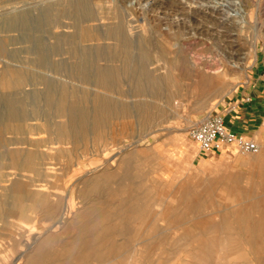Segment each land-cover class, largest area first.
<instances>
[{
    "label": "rangeland",
    "instance_id": "1",
    "mask_svg": "<svg viewBox=\"0 0 264 264\" xmlns=\"http://www.w3.org/2000/svg\"><path fill=\"white\" fill-rule=\"evenodd\" d=\"M5 1L8 0H0V6ZM12 1H19L22 8L24 5L29 15L27 26L21 24L11 32L0 20L2 123L6 125L1 79L5 73L12 76L7 65L21 79L13 81L11 94L25 97L27 104L37 101L43 110L45 94L61 87L111 99L119 108L140 100L149 102L135 98L129 82L112 90L72 77L73 62L81 60L68 53V39L74 29L59 27L71 24V20L58 15L60 6L46 9L48 4L61 0ZM122 1L117 0L108 9L92 6V10L97 16L102 12L119 13L121 20L132 22L128 35L137 45L152 39L165 52L164 60H159V53H151L147 70L153 76L178 77L175 86L164 87L177 98L156 101L164 111L163 117L147 119L135 115L128 119L113 115L101 130H92L80 142L75 137L47 131L46 121L34 119V115L25 123L23 132L3 130L0 152L4 150L7 157L0 163V211H5L1 198L14 180L27 183L32 196L23 202L21 214L0 216V264H264V129L262 137L255 138L260 147L258 153L235 150L224 159L210 156L194 161L198 151L189 137L191 127L205 115L217 113L235 89L252 77L256 67L264 75V0ZM137 2L142 6L138 9L140 15L135 10L139 8ZM147 2L151 4L149 10L145 8ZM212 8L222 11L213 13ZM46 11L54 18V24L46 22ZM117 22L102 19L87 23L84 27L92 28L94 36L88 41H76L79 47L93 49L95 53L90 54L95 67L120 68L124 63L122 57L111 53L115 42L104 38ZM56 43L59 50L53 48ZM41 44L49 52L44 68L33 61ZM177 54L185 60L186 71L174 64ZM135 56L138 58L139 53ZM60 62L68 69L59 70L56 65ZM37 75L54 84L41 83L34 78ZM53 121L62 123L65 118L54 116ZM14 154L42 158L37 163L33 159L34 163L21 171L12 165L10 157ZM130 155L143 171L134 179L137 191L132 193L149 194L153 200L151 212L145 219L127 221L125 228L131 230V235L126 239L123 235L111 239L117 245L124 243L121 251L104 258H88L85 247L75 241L83 236V228L88 229L95 220L79 215L91 197L87 185L110 176ZM35 164L40 166L41 176L37 175ZM117 178L110 179V184L100 190L99 199L108 200L117 190L121 181ZM185 190L188 201L182 202L181 192ZM126 195L121 193L122 198ZM155 199L160 202L153 204ZM67 200L73 208L64 212ZM12 209L18 211L16 205ZM88 245L95 247L92 241Z\"/></svg>",
    "mask_w": 264,
    "mask_h": 264
},
{
    "label": "bare ground",
    "instance_id": "2",
    "mask_svg": "<svg viewBox=\"0 0 264 264\" xmlns=\"http://www.w3.org/2000/svg\"><path fill=\"white\" fill-rule=\"evenodd\" d=\"M18 2L13 3L12 0H8L5 1L6 4L0 6V20L4 24L5 30H9L10 32L12 30H15L16 27H18L21 24L22 25L24 24L25 26L28 25L27 23H28L29 11L24 10V5L23 8L22 6L20 7L18 5ZM116 2L117 0H61L56 3L48 4L46 6V9L50 10L55 5L60 6L61 9L59 10L58 15L62 16L64 19L71 20V24H60L59 27L74 29V32L70 35L68 39V45H69L68 53H70L74 58L81 60H76L73 62V68L72 70H70L73 78L81 80L87 84H94L98 87L104 89H112V90H115L116 89L115 87H120L121 85H128L130 83L131 86L133 87L132 89L134 90L133 96L135 98L142 100L143 98H146L149 100V102L146 101L142 102L140 100L136 104H133L135 106L131 104H125L124 106L122 105L123 106L122 108L119 105L120 106L119 108L116 107L118 103L115 105L114 103L116 102L113 103V101H110L111 99L108 100L100 96H95L90 92H86V91L61 87L58 91L49 90L45 94L43 100L46 108L45 110H43L39 107L37 101L34 104L31 103L27 104L25 102V97H20L18 95L11 94L10 89L13 81L19 82L21 81V79L18 72L11 66L7 65L6 69L10 71L12 76H8L5 73L3 74L1 79L5 91L4 95L1 98L4 100L3 102H5V106H6L5 111L3 112L6 125L0 121V136L3 130L10 128H11L10 130L14 132H23V130L25 129V123L28 120L33 119L32 118L33 115H34V119H42L46 121L47 131H52L54 133H58L63 136L75 137L76 142H80L87 139L88 136L91 135L92 130L95 131L101 130V128L104 127L106 120H108L113 115H118V114L125 115V117H127L128 119L135 117V115L147 117V119H151V118L157 119L164 116V111L157 106L156 101L160 99H165L167 101H174L177 98L176 94L171 91L166 92L164 90V87L165 84L170 87L175 86L179 78L171 74L165 75L163 77L153 76L150 73V71L147 70V63L151 59V53H157V54L159 53L160 55L159 60H164L165 52L162 51L160 48H157L156 44L152 41V39H146L140 42L139 45H137L138 43L128 35L129 31L132 30L131 21L125 22V20H121L119 13L114 14L112 12H108V13L102 12L100 16H97L94 14L92 10V6H100L102 9H108L110 6L112 7L113 4H115ZM137 5H139V8L135 9L136 14L140 15L139 10L141 9L140 7H142L141 2H139ZM150 5H151L150 2L149 3L147 2L145 4L146 6L145 8L149 10ZM142 11L144 12V10ZM221 11L222 10L217 11L213 9L211 12L213 13L218 12L220 14ZM46 15H47L45 19L46 22L48 20L52 22V24H54L55 21L54 18L50 17L48 12L46 13ZM102 19L118 20L116 24L109 27L106 34H104V38L115 42L113 44L111 53H114L116 57L123 58L122 60L124 63L123 62H122L123 64L121 63L122 65L120 66V68H111V67L108 68L109 66L95 67L94 63L96 62L92 60L90 54V53H95L93 49L88 46L79 47L76 44V41L78 40H84V39L86 41L91 40L95 32L94 30H92V28L90 29L84 26L87 23H91V22L96 23L99 22L100 20L102 21ZM171 27L172 26H170V28ZM166 34L167 33H165L164 35L167 36L168 34L167 35ZM191 34L193 33L191 32ZM171 35H173V32ZM221 36L223 37V35ZM172 39L173 37H171V40ZM170 42L172 43V41ZM146 43L149 44L146 46L145 45ZM148 46L151 48H148ZM53 48L59 50L60 46L58 45V43H56ZM48 53L49 52L46 49L45 45L41 44L40 47L38 48V53H36V58L35 60H33L35 62L34 64L39 65L40 67L43 68L46 67L48 64L47 62ZM135 53H139L138 58H136ZM178 54L174 59V64L180 67L182 71H186L187 64L185 60L181 59L178 56ZM112 56L115 57L114 55ZM62 65H63L62 62H60L56 65V67L59 70L67 68L66 67L67 65L66 66L63 65V67L65 66V68H62ZM71 65L70 67H72ZM34 78L40 79L41 83L47 85L54 84L53 82H51L50 80H48L43 76L37 75ZM118 90L119 89L117 88V91ZM126 92H121V94L126 96V94H128ZM129 94H131V92ZM128 96L133 97L132 95H128ZM117 108H119L120 110L119 112ZM54 116L65 118V121L62 123H55L53 121ZM1 117L2 114L0 113V118ZM1 143L2 142L0 138V145ZM6 157H7V153L4 150H2L0 152V163L3 160H5ZM10 158L14 168L24 171L27 169L29 164H31L33 159H35V163H37L36 160H40L42 157L40 155L35 156L34 154L33 155L26 154L23 156L20 154H14ZM132 158L133 156L131 157V155L127 156L126 158H123L121 160V164L119 168L116 171L112 172L110 176L98 180H93L87 185V191L90 193L91 197L90 200L86 202L84 208L82 209V211H80L79 215L80 217L89 216L95 220L93 222L94 224H90L89 225L90 227L88 229L83 228V233H84L83 236L77 238L75 241L77 244L83 245L85 247L84 254L88 258L89 257L104 258L105 256L106 257L112 256L114 253H117L122 248L124 243L121 245H117L115 241L111 239H113L115 235H123L124 238L126 239V237L131 235V230L129 228H125L126 225H128L127 221L129 220V222H131L132 220L136 221L140 219H145V216H148L151 212L153 200L149 196V194L139 196L138 194L135 195L132 193L133 190L137 191L136 188L137 186L133 182L134 179L143 174V171L139 169L140 166L135 165ZM39 167L40 166H38V164H35L34 166L37 175L41 176L42 173L40 172ZM111 178L112 179L117 178L120 179L121 181L120 182L118 181L119 187L117 188V190H115V192L109 196L110 198L108 197L109 202L110 201L114 202V204L112 203L110 205L111 202L108 204L107 202L108 200L99 199L100 198L99 192L100 190H102V188H105V186L110 184ZM123 185L125 186L124 188L121 187ZM123 192L127 193V195L122 198L121 193ZM187 192H188L187 190L181 192L182 194L181 199H183L182 202L188 201L186 194ZM29 193L30 192L27 183H23L20 180L12 181L11 186L7 190H5V193L1 198L2 207L5 208V211L4 212L3 210L2 212L0 211V216L2 215L4 216L5 213L7 216H13L15 215L14 214L15 212L21 214V212L23 211V206H22L23 202L32 196ZM159 202L160 200L155 199L153 204L154 203L158 204ZM65 203L66 204L64 206V212L71 210L73 208V204L70 203L68 200ZM13 205L14 206L16 205L18 211L16 210L14 211V209H12ZM114 207L118 211L115 210ZM113 209L116 212H114ZM90 241H92L95 245V247L92 249L89 248L88 245Z\"/></svg>",
    "mask_w": 264,
    "mask_h": 264
},
{
    "label": "crops",
    "instance_id": "3",
    "mask_svg": "<svg viewBox=\"0 0 264 264\" xmlns=\"http://www.w3.org/2000/svg\"><path fill=\"white\" fill-rule=\"evenodd\" d=\"M223 116L224 124L232 133L255 141L260 139L264 129V75L259 67L253 70L252 77L238 86L232 96L225 101L217 111ZM190 137V135H189ZM197 149L194 161L206 160L210 156L226 158L230 153L238 150L236 147H227L219 151L205 153L199 144L190 137Z\"/></svg>",
    "mask_w": 264,
    "mask_h": 264
},
{
    "label": "built area",
    "instance_id": "4",
    "mask_svg": "<svg viewBox=\"0 0 264 264\" xmlns=\"http://www.w3.org/2000/svg\"><path fill=\"white\" fill-rule=\"evenodd\" d=\"M189 135L205 153L219 151L227 147H236L244 153H258L260 150L256 141L229 131L224 124L223 116L218 113L205 115L191 127Z\"/></svg>",
    "mask_w": 264,
    "mask_h": 264
}]
</instances>
